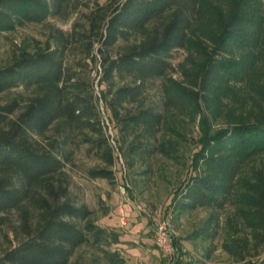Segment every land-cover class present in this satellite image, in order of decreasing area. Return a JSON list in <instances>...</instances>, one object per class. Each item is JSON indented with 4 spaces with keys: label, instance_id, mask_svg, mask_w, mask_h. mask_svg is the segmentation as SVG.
Listing matches in <instances>:
<instances>
[{
    "label": "trees",
    "instance_id": "16d2710c",
    "mask_svg": "<svg viewBox=\"0 0 264 264\" xmlns=\"http://www.w3.org/2000/svg\"><path fill=\"white\" fill-rule=\"evenodd\" d=\"M90 1L83 12L84 0H0V34L79 13L71 30L52 25L46 41L0 66V95L22 89L0 103V222L16 214L18 241L0 264H71L83 246L95 250L89 264H128L112 248L121 233L98 224L96 211L72 196L68 167L84 148L93 180L115 183L119 156L145 175L157 157L183 165L186 130L198 116L200 148L173 212L211 210L195 232L207 239L233 206L236 235L223 246L240 264L257 257L264 246V0ZM181 49L188 54L176 69Z\"/></svg>",
    "mask_w": 264,
    "mask_h": 264
},
{
    "label": "rangeland",
    "instance_id": "374dc122",
    "mask_svg": "<svg viewBox=\"0 0 264 264\" xmlns=\"http://www.w3.org/2000/svg\"><path fill=\"white\" fill-rule=\"evenodd\" d=\"M109 1L98 0L101 4ZM84 2L80 10L88 12L92 4L88 6L86 2L91 1ZM78 16L79 13L74 12L68 18H48L43 23L26 24L12 32L0 34V66L9 64L20 48H34L39 42L46 41L52 25L66 31L71 30ZM187 54L183 49L174 52L172 61L176 69ZM173 73L175 78H183L180 70ZM20 90L22 89H18ZM97 90L99 92L98 87ZM18 91L0 95V103H5ZM199 121L200 116L195 123L191 122L187 127L189 136L184 148L186 163L183 165L157 157L153 173L145 175L142 173V167H139L137 172L129 170L123 158L119 156V161L114 167L117 175L115 183L106 179L93 180L87 177L86 170L94 160L86 155L84 148L76 154L74 163L68 167L72 177V196L96 211L94 219L98 224L114 228L121 233V243L112 248L118 250L128 264H240L223 246L230 236L236 235V232L232 234L233 230L228 221L234 213L233 206H228L220 212V222L213 235L207 239L196 235L195 232L208 221L211 210L199 208L180 216L173 212L175 192L188 176L192 157L200 148ZM7 217V224L0 222V255L18 243L11 230L12 223L17 220L16 214L10 213ZM165 219L171 222L177 248V253L172 259L156 243V228ZM236 224L239 236L249 239V229L243 223ZM94 254L92 247L83 246L76 251L71 264H89ZM263 257L264 246L260 255L248 258L245 264L249 261L251 264H259Z\"/></svg>",
    "mask_w": 264,
    "mask_h": 264
},
{
    "label": "built area",
    "instance_id": "2783aa9c",
    "mask_svg": "<svg viewBox=\"0 0 264 264\" xmlns=\"http://www.w3.org/2000/svg\"><path fill=\"white\" fill-rule=\"evenodd\" d=\"M156 243L169 256L174 258L177 248L174 244V234L168 219L161 221L156 228Z\"/></svg>",
    "mask_w": 264,
    "mask_h": 264
}]
</instances>
